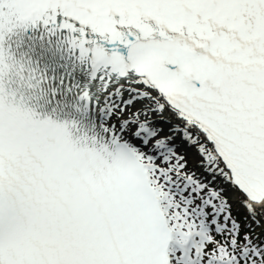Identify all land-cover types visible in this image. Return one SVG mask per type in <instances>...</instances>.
<instances>
[{
	"label": "snow or ice",
	"instance_id": "snow-or-ice-1",
	"mask_svg": "<svg viewBox=\"0 0 264 264\" xmlns=\"http://www.w3.org/2000/svg\"><path fill=\"white\" fill-rule=\"evenodd\" d=\"M0 264H264V0H0Z\"/></svg>",
	"mask_w": 264,
	"mask_h": 264
}]
</instances>
